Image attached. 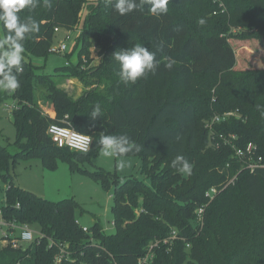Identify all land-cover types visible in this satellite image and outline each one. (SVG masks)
<instances>
[{
  "label": "trees",
  "instance_id": "trees-1",
  "mask_svg": "<svg viewBox=\"0 0 264 264\" xmlns=\"http://www.w3.org/2000/svg\"><path fill=\"white\" fill-rule=\"evenodd\" d=\"M137 2L143 3V10L123 16L115 11V0H48L50 6L39 0L35 9L19 14L22 20L32 16L40 30L24 41V70L18 74L21 86L12 93L16 140L0 143V169L5 172L2 179L7 185L1 218L38 226L44 238L39 244L19 248L0 243V264H56L59 249L55 244L68 246L69 259L59 264H139L150 245L172 230L179 239L169 250L162 244L154 248L152 264H231L225 262L224 253L230 251L232 226L243 234L250 231V207L239 194L240 187L250 203L264 213V169L244 170L233 150L252 143L257 155L264 158V62L258 68L239 69L243 63L235 51L237 43L249 41L264 48V0H211L216 4L208 8L199 0H169L176 9L203 8L205 15L223 22L225 29L215 26L200 35L170 9L156 16L149 10V0ZM81 19V38H92L96 47L104 48L103 60L90 76L111 75L117 92L134 86L135 94L117 96L109 88L106 94L92 92L76 100L52 78L35 72L29 59L50 55L54 29L77 30ZM233 29L240 31L232 33ZM3 35L0 26V39ZM136 44L154 52L160 66L135 84L124 85L119 83V65L112 55ZM168 57L176 61L171 69L165 67ZM66 63L62 68L72 66L70 61ZM36 85L45 90L53 116L42 114L35 106ZM7 94L0 90V103ZM196 96L205 102L209 116L197 115ZM96 104L101 106V114L92 120ZM231 111L238 117L214 125L211 131L206 129V122L213 116ZM50 125L89 136L90 150L81 153L58 148L47 133ZM101 134L127 135L142 146L141 151L126 157L140 158L145 179L131 177L118 184L114 174L101 169L92 174L104 188L116 186L112 195L114 234L105 235L99 223L84 232L76 219L73 199L52 202L6 183L10 166L20 159L39 158L45 169H53L61 159L74 171L75 160L89 159L97 152ZM220 136L236 139L225 145ZM177 155L192 165L185 179L170 165ZM157 157L167 162L147 163ZM211 187L220 192L209 202L205 193ZM168 204L174 206L173 211L177 207L176 217L170 215ZM203 206V225L199 228L195 211ZM212 227L217 228L224 250L213 238ZM258 233L264 236V223ZM50 241L55 244L50 246ZM242 264L257 263L247 260Z\"/></svg>",
  "mask_w": 264,
  "mask_h": 264
},
{
  "label": "rangeland",
  "instance_id": "rangeland-1",
  "mask_svg": "<svg viewBox=\"0 0 264 264\" xmlns=\"http://www.w3.org/2000/svg\"><path fill=\"white\" fill-rule=\"evenodd\" d=\"M199 1L206 8L211 7V5L215 6L214 4H216L215 2L212 3L211 0ZM167 7L173 13L184 17L191 31L197 35L215 26L225 29L223 22L214 15L211 17L205 15L203 8L192 9L190 6H186L182 9H176L169 3ZM200 19H204L205 23L203 25L198 23ZM82 27L83 19H81L77 30L69 31L71 41L67 42V50L64 54L52 53L43 59H29V63L35 68V72L38 75H47V77L52 78L72 99L76 100L84 94L92 92L106 94L109 88L117 96L129 94L130 92L135 94L137 90L133 88L134 86L129 87L127 91L117 92L114 89L116 82L111 75L90 76V72L101 64L104 48L96 47L92 38H81ZM230 31L237 33L240 30L233 29ZM256 33L260 34L259 32ZM62 37L63 33L62 35L56 34L53 47L59 45V41L63 39ZM237 44L235 51L238 53L239 62L243 63L239 69L258 68L261 66L259 63L264 62V48L253 41ZM79 53H81V60L78 58ZM82 60L83 63L80 64L79 61L82 62ZM67 61H70L72 66L67 69L62 68ZM245 62L247 65H244ZM75 65L79 66L78 69L72 68ZM58 69H61V71L57 72ZM194 100L196 101L197 115L201 116L204 113V115L209 116L210 113L202 98L196 96ZM199 102H202L204 105ZM34 104L42 114L53 116L51 102L47 98V94L42 86H35ZM15 105L13 95L10 92H8L6 100L0 103V143L2 145L6 142L14 143L16 140V131L11 114ZM123 159L126 162V167L121 170L117 167L119 158L104 157L100 152V147L89 159L82 161L75 160L76 169L74 171H70L69 165L61 159L56 161V166L53 169H45L39 158L20 159L10 166L6 183L27 190L52 202L73 199L77 204L75 215L80 226L91 229L95 223H99L105 235H112L115 233L112 210L114 199L112 195L116 186L111 184L109 187L104 188L101 183L94 179L92 174L101 169L107 173L114 174L119 182L118 184L123 183L127 178L131 177L138 180L145 179L140 172L141 160L139 157L130 156ZM153 162L166 163L167 161L161 157H157L150 159L147 163ZM170 165H172V162ZM3 176H5V172L0 169V206L4 204V194L7 186L2 179ZM188 176L189 174H183L184 179ZM239 194L247 200L250 207L248 219L250 231L247 234H243L238 227L232 226V230L229 233L230 251L224 253L225 262L230 261L231 264H242L247 260H251L257 264H264V236L258 233L259 226L264 223V213L250 203L241 187L239 188ZM174 200L172 199V203L176 205ZM168 207L172 209L170 213L172 218L176 217L177 207L174 211V206L168 204ZM31 230L34 233L40 232L38 226H32ZM4 231L5 229L2 228L0 236ZM210 231L217 245L224 250L222 239L217 234V228L212 227Z\"/></svg>",
  "mask_w": 264,
  "mask_h": 264
},
{
  "label": "clouds",
  "instance_id": "clouds-1",
  "mask_svg": "<svg viewBox=\"0 0 264 264\" xmlns=\"http://www.w3.org/2000/svg\"><path fill=\"white\" fill-rule=\"evenodd\" d=\"M44 2L46 6H50L48 0ZM168 3L169 0H149V10L153 15H163L168 11ZM38 4L39 0H0V26L4 30L3 38L0 39V90L13 93L21 86L18 74L24 70V41L30 34L40 30V24L32 16L22 20L19 14L25 9H35ZM113 7L123 16L134 10H143V3H138L137 0H115ZM198 23L203 25L205 21L200 19ZM112 59L119 65L117 75L119 83L124 85L135 84L148 73H154L160 66L155 53L141 44L114 52ZM166 59L168 62L165 67L171 69L176 61L171 57ZM100 114L101 106L96 104L91 119L95 120ZM99 146L104 157L119 158L117 167L121 170L126 167L123 158L141 151L142 148L127 135L111 134H101ZM172 167L179 173L191 174L192 165L182 155L175 157Z\"/></svg>",
  "mask_w": 264,
  "mask_h": 264
},
{
  "label": "built area",
  "instance_id": "built-area-1",
  "mask_svg": "<svg viewBox=\"0 0 264 264\" xmlns=\"http://www.w3.org/2000/svg\"><path fill=\"white\" fill-rule=\"evenodd\" d=\"M221 6V5H220ZM54 32L56 34L63 33V39L59 41V45L52 46L49 50V53L52 54H61L67 50V42L71 41L69 31H63L59 28H55ZM68 65V63H65ZM231 117H238L236 115V112H227L223 114L222 116L215 115L213 116L208 122H206V129L210 130L212 127L216 124H219L221 122L226 121L228 118ZM47 133L49 137L51 138L54 145H56L58 148H68L70 150L81 152V153H87L92 145V139L84 134L78 133L77 131L68 128L63 127L59 125H50ZM220 139L225 142V145H231L232 141L235 140V136L231 137H223L220 136ZM234 150V156L239 159V161L243 165V169L249 172H253L256 169H264V158L262 156L257 155L256 153V146L252 143L247 144L244 148H233ZM234 179H232L229 183H232ZM228 183V184H229ZM218 189L216 187H211L206 193L205 197L206 199L211 202L214 197L219 193ZM18 207V205H17ZM205 211V206L199 207L195 211V225L199 228L203 225V214ZM2 212L0 209V228H5L6 232L3 233V235L0 237V243L5 245H11L13 248H19L25 245H29L32 243L39 244L40 241L44 238V235L39 233H34L31 230V227L28 224H17L15 222H5L1 218ZM84 232H88L87 227H82ZM17 232V237H13L12 233ZM179 237L175 230H172L170 234L159 241H156L154 244L150 245L147 253L139 259V264H152L154 259L153 249L158 247L160 244L165 245L168 247V250L170 247L174 244L176 240H178ZM52 246L55 244L53 241H50ZM57 248L59 249V254L56 257V264H59L63 259H69V251L68 246L66 244H55ZM186 247H189L188 245Z\"/></svg>",
  "mask_w": 264,
  "mask_h": 264
},
{
  "label": "crops",
  "instance_id": "crops-1",
  "mask_svg": "<svg viewBox=\"0 0 264 264\" xmlns=\"http://www.w3.org/2000/svg\"><path fill=\"white\" fill-rule=\"evenodd\" d=\"M59 34H61V35H62V32H61V33H59ZM26 191H27V190H26ZM42 198H43V197H42ZM44 199H46V198H44ZM1 206H2V205H1ZM1 206H0V207H1ZM3 229H5V228H3ZM0 231H2V228H0ZM4 232H6V230H5ZM4 232H2L1 236L3 235V233H4ZM17 235H18V233H17V232H15V233H12V236H13V237H17ZM1 236H0V237H1Z\"/></svg>",
  "mask_w": 264,
  "mask_h": 264
}]
</instances>
